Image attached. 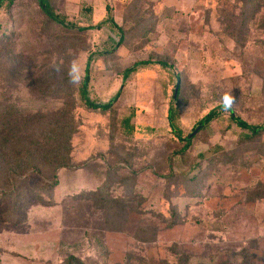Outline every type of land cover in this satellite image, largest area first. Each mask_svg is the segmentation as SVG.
<instances>
[{"label":"rangeland","instance_id":"rangeland-1","mask_svg":"<svg viewBox=\"0 0 264 264\" xmlns=\"http://www.w3.org/2000/svg\"><path fill=\"white\" fill-rule=\"evenodd\" d=\"M243 1L49 0L74 29L48 20L36 0L0 11V101L7 92L21 115L73 112L76 126L52 193H36L34 175L17 181L19 196L0 189V264L69 255L86 264H264V130L250 137L229 111L264 123V2L243 27L260 0ZM106 4L121 34L102 24ZM88 59L89 99L118 93L106 112L78 100ZM170 107L182 139L218 115L184 150ZM29 190L43 201L29 202Z\"/></svg>","mask_w":264,"mask_h":264},{"label":"trees","instance_id":"trees-1","mask_svg":"<svg viewBox=\"0 0 264 264\" xmlns=\"http://www.w3.org/2000/svg\"><path fill=\"white\" fill-rule=\"evenodd\" d=\"M238 1L244 4L243 0ZM259 2L260 3H251L253 7L247 10V12H244L243 8H239V10L241 12L243 11V14L246 15L240 22L243 27L247 26L255 18L256 14L261 11V2L264 1L260 0ZM13 3L14 0H0V11L3 8L9 10ZM36 3L40 12L46 16L48 20L59 26L71 27L70 29H74L70 24H65L61 18L52 11L49 0H36ZM105 12L106 17L102 21V24L107 26L111 32L121 34L122 29L115 23L112 8L109 4L105 5ZM81 29L84 30L86 28ZM151 64L152 62H139L136 63L135 66H147ZM154 64H158L164 69H173L171 65L163 62H156ZM89 68L90 59L86 62L84 76L77 90L78 100L80 101V105L82 104L93 112H106L111 109L118 93L106 103L91 101L88 97ZM134 68L126 69L123 77H128V75L135 70ZM3 94L7 95L4 96L2 102L0 101V189L2 188V193H4L3 197L10 198L19 196L21 186H16V183L22 177L26 179L29 175H34L38 178L37 184L34 185L35 192L36 188L40 187V189H46L52 193L59 184L57 179L58 172L68 168L71 164V139L76 132L73 112L64 113L59 110L54 113L42 115L41 113L30 114L31 116L21 115V110L14 106L15 102L11 100L12 97L7 92ZM74 110L75 108H73V111ZM229 111L231 120L239 129L246 131L250 137L256 136L264 130V123L261 125H250L240 117L235 116L231 110ZM217 115L218 113L215 110L208 112L199 121V125L195 129H199L197 133ZM177 116L176 109L172 107L168 108L166 119L170 132L175 138L184 141L182 149L185 150L189 147L190 141L197 133L194 134L191 139H188L190 134L185 139H182L180 137V129L177 126ZM27 195L31 197L27 198L29 202L35 200L43 201L40 193H38V195H40L39 198L36 197L37 194H32V196L30 190L27 192L26 197ZM74 195V197H77L80 194ZM47 201L46 204H53V202H50L49 197ZM13 204L17 205V202H13ZM60 264L86 263L74 255H69Z\"/></svg>","mask_w":264,"mask_h":264},{"label":"clouds","instance_id":"clouds-1","mask_svg":"<svg viewBox=\"0 0 264 264\" xmlns=\"http://www.w3.org/2000/svg\"><path fill=\"white\" fill-rule=\"evenodd\" d=\"M54 70L59 72L61 70V68L59 65H55ZM68 77H69V83L72 85L77 84L79 82V80L81 79L80 65H79L78 61H76V60L72 61L69 72H68ZM226 100L228 101V105H230L232 98L226 97Z\"/></svg>","mask_w":264,"mask_h":264},{"label":"water","instance_id":"water-1","mask_svg":"<svg viewBox=\"0 0 264 264\" xmlns=\"http://www.w3.org/2000/svg\"><path fill=\"white\" fill-rule=\"evenodd\" d=\"M178 87H179V82L177 81L176 88H175V96H176V94H177ZM175 96H174V97H175ZM198 130H199V129L195 130L192 134H190V135L188 136V139H191V138L193 137V135L197 133Z\"/></svg>","mask_w":264,"mask_h":264}]
</instances>
